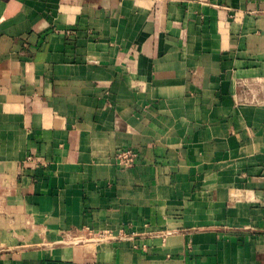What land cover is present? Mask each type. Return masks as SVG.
Segmentation results:
<instances>
[{"label":"crops","instance_id":"1","mask_svg":"<svg viewBox=\"0 0 264 264\" xmlns=\"http://www.w3.org/2000/svg\"><path fill=\"white\" fill-rule=\"evenodd\" d=\"M0 264H264V0H0Z\"/></svg>","mask_w":264,"mask_h":264},{"label":"built area","instance_id":"2","mask_svg":"<svg viewBox=\"0 0 264 264\" xmlns=\"http://www.w3.org/2000/svg\"><path fill=\"white\" fill-rule=\"evenodd\" d=\"M116 156L119 160V163L129 165L135 162L138 152L133 148H126L116 153Z\"/></svg>","mask_w":264,"mask_h":264}]
</instances>
